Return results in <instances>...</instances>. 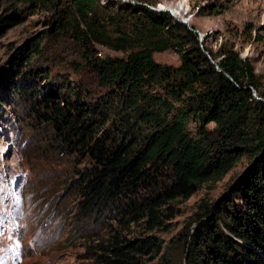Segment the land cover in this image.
<instances>
[{
  "label": "trees",
  "instance_id": "obj_1",
  "mask_svg": "<svg viewBox=\"0 0 264 264\" xmlns=\"http://www.w3.org/2000/svg\"><path fill=\"white\" fill-rule=\"evenodd\" d=\"M10 1L52 11L53 33L70 34L87 49L82 56L96 90L68 83L31 93L52 143L79 163L88 160L72 184L81 217L95 223L108 216L121 229L139 223L151 231L173 214V201L245 158L249 165L228 190L200 200L187 264H264V75L252 60L227 42L201 46L169 12L140 2ZM108 24L120 33L115 42ZM45 37L22 46L11 70L22 74ZM92 41L126 56L98 57ZM170 48L178 65L154 60V52ZM16 88L9 84L7 95ZM107 232L94 245L101 263L136 264L134 253L159 246L151 235L133 240L111 225Z\"/></svg>",
  "mask_w": 264,
  "mask_h": 264
},
{
  "label": "rangeland",
  "instance_id": "obj_2",
  "mask_svg": "<svg viewBox=\"0 0 264 264\" xmlns=\"http://www.w3.org/2000/svg\"><path fill=\"white\" fill-rule=\"evenodd\" d=\"M4 1L0 6V18L4 17L0 23V264H105L98 261L94 245L107 236L109 225L133 240L155 238L159 246L134 253L136 264H187L190 234L202 215L200 200L218 199L248 161L241 159L221 178L204 181L190 196L173 201V214L151 231H143L139 223L121 229L108 216L87 221L78 211L79 197L72 184L88 160L79 163L75 153L70 155L52 143L53 130L35 116L36 98L31 95L35 89H63L68 83L96 90V77L82 56L87 49L70 34L53 33L52 11L28 10L18 2ZM126 1L171 8L180 13L174 20H189L207 47L216 49L227 42L241 57L252 60L256 73L264 75V0ZM106 31L111 42L120 35L113 24L106 25ZM40 36H47L41 40L40 54L22 68V74L12 71L15 53ZM90 48L101 58L127 53L95 41ZM153 58L179 64L173 48L154 52ZM9 84L20 87L13 97L7 95Z\"/></svg>",
  "mask_w": 264,
  "mask_h": 264
},
{
  "label": "water",
  "instance_id": "obj_3",
  "mask_svg": "<svg viewBox=\"0 0 264 264\" xmlns=\"http://www.w3.org/2000/svg\"><path fill=\"white\" fill-rule=\"evenodd\" d=\"M121 1H124V2H131V1H126V0H121ZM132 3V2H131ZM145 5V4H144ZM151 9H153V10H158V11H167V12H169L172 16H174V17H176V14L173 12V10L171 9V8H169V7H167V8H159V7H150ZM184 25H186L187 26V28L189 29V30H191L192 32H194V33H196L197 35H198V39H199V41H200V44H201V46H202V41H203V38H204V36L202 35V33L198 30V29H196V28H194L192 25H190L185 19H181L180 20ZM206 54L209 56V53L208 52H206ZM210 57V56H209ZM211 59V58H210ZM212 62H213V60H211ZM215 66L218 68V65L215 63ZM219 69V68H218ZM253 95L257 98V99H261L259 96H257V94H256V92H255V90H253Z\"/></svg>",
  "mask_w": 264,
  "mask_h": 264
},
{
  "label": "bare ground",
  "instance_id": "obj_4",
  "mask_svg": "<svg viewBox=\"0 0 264 264\" xmlns=\"http://www.w3.org/2000/svg\"><path fill=\"white\" fill-rule=\"evenodd\" d=\"M173 12H174L176 15H179V14H180V13L178 14V13H177V12H175V11H173ZM187 21L189 22V20H187Z\"/></svg>",
  "mask_w": 264,
  "mask_h": 264
}]
</instances>
